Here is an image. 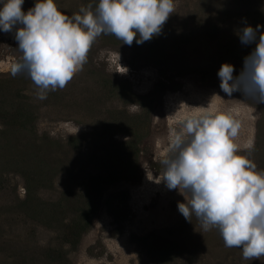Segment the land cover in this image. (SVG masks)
<instances>
[{"label":"rangeland","instance_id":"1","mask_svg":"<svg viewBox=\"0 0 264 264\" xmlns=\"http://www.w3.org/2000/svg\"><path fill=\"white\" fill-rule=\"evenodd\" d=\"M36 2L24 0L23 10ZM98 2L56 0L68 16L81 7L94 9ZM174 4L161 32L143 43L136 42L139 35L128 45L113 34H101L83 70L44 98L26 71L12 75L22 58L16 29L0 31V107L22 104L35 117L38 136L56 141L57 170L37 196L43 202L62 201L58 217L71 220L82 207L73 195L83 190L89 175L111 174L117 180L105 189L91 228L72 249L62 244L54 211L40 218L13 213L24 199L25 181L12 160L23 158L34 166L42 154L28 157L20 147L27 143L25 133L0 136V173L8 181L0 180V264H53L44 251L60 245L67 264H264V256L245 260L242 249L226 247L219 230L205 231L195 214L187 220L178 203L190 199V193L169 189L162 180V160L173 155L171 141L183 122L228 110L240 124L235 138L239 154L248 155L257 171L264 172V102L244 91L228 95L218 76L225 63L234 66V77L241 76L256 45L242 43L239 33L248 25L264 26V0ZM260 34L264 27L257 40ZM120 191L123 198L113 199ZM119 202L124 211L115 219L109 206Z\"/></svg>","mask_w":264,"mask_h":264},{"label":"clouds","instance_id":"2","mask_svg":"<svg viewBox=\"0 0 264 264\" xmlns=\"http://www.w3.org/2000/svg\"><path fill=\"white\" fill-rule=\"evenodd\" d=\"M23 4L2 0L0 31L16 29L22 58L12 75L26 71L41 98L63 89L83 70L101 34H113L128 45L139 35L136 42L143 43L161 32L175 9L174 0H99L94 9L81 7L68 16L56 0H37L27 12ZM261 27L248 25L239 33L242 43L256 45L245 58L241 76H233L229 63L218 72L220 87L228 95L244 91L264 102V34L257 40ZM239 128L231 110L186 119L171 141L173 155L162 160V180L169 189L190 193V199L178 203L187 220L195 214L205 231L219 230L226 247L242 249L245 260H258L264 256V172L257 171L248 155L239 154Z\"/></svg>","mask_w":264,"mask_h":264},{"label":"trees","instance_id":"3","mask_svg":"<svg viewBox=\"0 0 264 264\" xmlns=\"http://www.w3.org/2000/svg\"><path fill=\"white\" fill-rule=\"evenodd\" d=\"M34 123L35 117L22 104H18L15 109L0 107V126L3 127V130L0 131V136L11 133H25L27 143L20 145V147L26 149L24 151L28 154V157L42 154L41 157H37V160L32 162L34 166L28 164L29 161L23 160V158L18 161L16 159L12 160L13 166L22 169L21 176L25 181L24 199L18 200V205L13 209V213L17 215V218L22 213L27 218H40L46 217L47 211H54L55 228L60 232L62 244H67L72 249H75L81 236L91 228L92 217L102 203L105 189L117 180L111 174L89 175L83 190L73 195L75 204H82L79 213L77 212L76 214V219L63 220L58 217V215L62 216L63 214V208L60 206L63 204L62 201L59 203L43 202L37 196V190L46 188L52 182L57 170L55 166L57 161L53 158L54 152L52 150L56 141L47 135L39 137ZM37 140L41 141L40 145L37 144ZM20 163H23L24 166L21 167ZM7 164L10 165V162H7ZM2 177L3 174L0 173L1 184L7 183L8 181L2 180ZM123 195H125L124 192H117L113 195V199H122ZM57 204H60L59 210L56 208ZM109 211L115 219H118L123 215V202L111 204ZM44 252L53 264H67L69 262L63 245L58 248L49 247Z\"/></svg>","mask_w":264,"mask_h":264}]
</instances>
